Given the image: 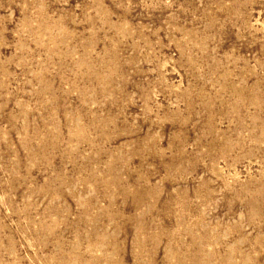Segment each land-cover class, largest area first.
<instances>
[{"label": "rangeland", "instance_id": "rangeland-1", "mask_svg": "<svg viewBox=\"0 0 264 264\" xmlns=\"http://www.w3.org/2000/svg\"><path fill=\"white\" fill-rule=\"evenodd\" d=\"M0 264H264V0H0Z\"/></svg>", "mask_w": 264, "mask_h": 264}]
</instances>
